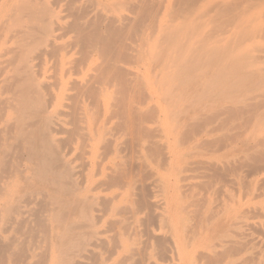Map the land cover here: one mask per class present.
I'll return each mask as SVG.
<instances>
[{
    "label": "bare ground",
    "instance_id": "1",
    "mask_svg": "<svg viewBox=\"0 0 264 264\" xmlns=\"http://www.w3.org/2000/svg\"><path fill=\"white\" fill-rule=\"evenodd\" d=\"M263 170L264 0H0V264H230Z\"/></svg>",
    "mask_w": 264,
    "mask_h": 264
},
{
    "label": "rangeland",
    "instance_id": "2",
    "mask_svg": "<svg viewBox=\"0 0 264 264\" xmlns=\"http://www.w3.org/2000/svg\"><path fill=\"white\" fill-rule=\"evenodd\" d=\"M221 115V114H220ZM222 116V115H221ZM220 117V116H219ZM219 117L217 118V119H219ZM223 117V116H222ZM222 117L220 118V120H222V122H223V120L224 121H226L224 118L222 119ZM216 120V119H215ZM215 120H214V124L216 125H213L212 124V126H213V129L211 130V132L209 133V135H208V137H209V139H210V137H211V139L212 138H217V137H220V138H226V136H230V133L232 132V134L231 135H233L234 134V132H235V134H238V135H240V137H241V139H244V140H247L249 137H253V139H258V138H260V135L263 133V132H261V131H257V130H253V131H245V132H243V134H245V136L243 137V134H241L242 132H239V133H237L236 132V130L233 128V125L229 122L228 123V125L227 124H224L223 126H220V122L219 121H217V122H215ZM219 122V123H218ZM226 123H227V121H226ZM221 124H223V123H221ZM230 124V125H229ZM219 127H220V129H219ZM212 128V127H211ZM210 128V129H211ZM233 129V130H232ZM214 130V131H213ZM217 130V131H216ZM213 131V132H212ZM250 134V135H248V136H246L247 134ZM223 134H226V136H223ZM229 134V135H228ZM234 134V135H235ZM251 138H249V139H251ZM227 148V147H226ZM226 148H221V150L220 151H218V154H214V155H219L221 152V155H219L218 156V159L219 160H221V158H222V161H224V160H226V159H229L230 157H232V155H234V150H232V151H230L229 152V149L227 148V152H223V151H226ZM226 155H227V158H226ZM223 156H224V158H223ZM264 171V170H263ZM263 171H261L262 173H263ZM260 172V174H256L255 176H257V178L256 179H258V182H257V180L256 179H254L256 182H254L253 181V184H256V185H259V184H262V181H264L263 180V174ZM259 175H260V177H259ZM262 175V176H261ZM252 177H254V176H250V178H252ZM248 179H249V177H247ZM262 178V179H261ZM249 184H251L250 182H249ZM256 200V199H255ZM255 221V222H252V221ZM253 223H255V224H253ZM264 224V218H261L260 219V221H259V219L257 220H255V219H252V220H248V222L246 223V224H242L241 226H243L242 227V229L244 230V232H246L245 234H247V232H249L248 233V236H249V234L250 233H252V234H250L251 236L250 237H248L249 238V240L247 239V240H244V242L246 241H248L247 243H248V245H247V247H244V246H246L244 243V245H243V247L242 248H240V250H238L234 255H232L231 256V259L233 258V259H235V260H231V263L232 264H239V263H242V261H243V263L245 262V260L246 261H251V260H254L255 258H256V260H254L256 263L257 262H259L260 261V263L262 262H264V254H262V253H264V235H262V234H259L255 229H251L253 226H259L260 224ZM252 225V226H251ZM262 226H264V225H262ZM245 227V228H244ZM251 227V228H250ZM250 228V229H249ZM254 228V227H253ZM243 232V233H244ZM254 234V235H253ZM258 238V239H257ZM252 241H251V240ZM256 239V240H255ZM249 242H250V244H249ZM255 243V244H254ZM258 244V245H257ZM242 246V245H241ZM240 246V247H241ZM260 246H262V247H260ZM247 249V250H242V249ZM252 251V252H250V251ZM260 250V251H259ZM262 250V251H261ZM247 252V253H246ZM249 253V254H248ZM259 254V256H258V254ZM238 255V256H237ZM241 255V256H240ZM250 255H252V256H250ZM255 255V256H254ZM236 256V257H235ZM261 256H263V257H261ZM235 257V258H234ZM249 257V258H248ZM250 257H251V259H250ZM254 258V259H253ZM243 259V260H242ZM245 259V260H244ZM249 259V260H248ZM261 259V260H260ZM233 261H235V262H233ZM238 261V262H237ZM237 262V263H236ZM230 263V264H231ZM255 263V264H256ZM261 263V264H262ZM264 264V263H263Z\"/></svg>",
    "mask_w": 264,
    "mask_h": 264
}]
</instances>
